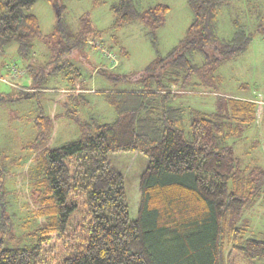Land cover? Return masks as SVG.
<instances>
[{
  "label": "trees",
  "instance_id": "1",
  "mask_svg": "<svg viewBox=\"0 0 264 264\" xmlns=\"http://www.w3.org/2000/svg\"><path fill=\"white\" fill-rule=\"evenodd\" d=\"M36 1L0 0V57L14 42L30 67L40 38L50 50V69L43 71L57 72L69 65L83 31L62 25L59 9L58 26L42 34L30 11ZM229 1L187 0L192 17L184 37L130 75L143 87L113 96L111 121L75 116L79 137L50 147L52 119L37 116L35 138L24 148L34 151L32 194L43 220L29 246L7 247L0 239V264H264V238L244 236L242 225L261 195L264 171L241 167L234 154L245 128L256 122V103L220 97L215 108L202 111L178 102L214 90L217 68L246 49L249 38L239 20H231L229 37L217 34L218 9ZM110 10L112 28L140 21L156 49L167 4L139 9L134 0H116ZM114 151L148 159L134 219L124 174L107 158Z\"/></svg>",
  "mask_w": 264,
  "mask_h": 264
},
{
  "label": "rangeland",
  "instance_id": "2",
  "mask_svg": "<svg viewBox=\"0 0 264 264\" xmlns=\"http://www.w3.org/2000/svg\"><path fill=\"white\" fill-rule=\"evenodd\" d=\"M114 1L37 0L34 3L30 11L37 16L42 34L58 26L59 9L62 25L73 33L83 31L69 65L60 71H43L50 69L46 65L50 50L40 38L34 40L30 67L20 62L14 42L0 57V62L8 64L7 70L12 66L23 70L8 75L4 67L0 68V239L7 247L34 243L36 228L43 220L35 213L32 194L36 174L34 151L24 148L35 138L37 116L42 112L52 119L47 141L50 147L79 137L75 116L83 121H111L115 116L110 103L113 96L141 89L143 83L130 75L141 71L157 53L164 54L178 44L192 17L187 0H134L139 9L156 3L169 7L164 24L156 31L155 49L146 26L140 21L112 28L110 5ZM233 18L242 24L248 45L217 68L214 90L202 89L192 94L196 97L193 108L210 111L220 97H238L242 93L255 99L259 92L264 99V0H230L222 4L218 9V36L231 35ZM109 55L117 58L116 64L111 65ZM36 74L41 78H35ZM187 118L188 115L186 124ZM245 134V140L234 146L238 162L241 167L258 166L264 171L263 107L258 108L256 122L245 128ZM107 158L124 174L129 216L134 219L140 199L139 176L148 159L135 151L109 152ZM261 191L259 199L244 214V236L264 238V190Z\"/></svg>",
  "mask_w": 264,
  "mask_h": 264
},
{
  "label": "crops",
  "instance_id": "3",
  "mask_svg": "<svg viewBox=\"0 0 264 264\" xmlns=\"http://www.w3.org/2000/svg\"><path fill=\"white\" fill-rule=\"evenodd\" d=\"M20 62L22 63V61L20 60ZM7 63H4V62H0V68H3L4 67V70L3 71H5V73L7 72ZM255 94H256V92H254ZM259 93V92H258ZM192 94H194V93H188V95H186V97H183V98H181V99H178V102H183V104H185V105H194V103L196 102V100H195V95H192ZM261 94V93H260ZM262 95V94H261ZM190 96H191V99H190ZM235 97V96H234ZM251 97H253V95H249V94H239V96H238V98H243V99H252ZM177 101V100H176ZM176 101H174V102H176ZM177 103V102H176ZM245 136H246V134H245ZM246 138V137H245ZM245 139H242L241 141H239L237 144H239V143H241V142H243ZM236 144V145H237Z\"/></svg>",
  "mask_w": 264,
  "mask_h": 264
},
{
  "label": "built area",
  "instance_id": "4",
  "mask_svg": "<svg viewBox=\"0 0 264 264\" xmlns=\"http://www.w3.org/2000/svg\"><path fill=\"white\" fill-rule=\"evenodd\" d=\"M105 54V53H104ZM109 58H111V65L112 64H115L117 62V58L114 56V55H109ZM10 72H14V73H17V72H23L22 69L19 70H16L15 69V66H12L10 67V69L8 70V75ZM2 79H4L3 81H7L4 77H2ZM256 103H257V107L260 108L264 105V100L262 97H258L254 100ZM258 108H257V111H258Z\"/></svg>",
  "mask_w": 264,
  "mask_h": 264
},
{
  "label": "water",
  "instance_id": "5",
  "mask_svg": "<svg viewBox=\"0 0 264 264\" xmlns=\"http://www.w3.org/2000/svg\"><path fill=\"white\" fill-rule=\"evenodd\" d=\"M59 14V13H58Z\"/></svg>",
  "mask_w": 264,
  "mask_h": 264
}]
</instances>
